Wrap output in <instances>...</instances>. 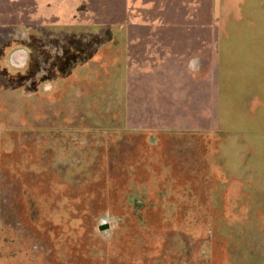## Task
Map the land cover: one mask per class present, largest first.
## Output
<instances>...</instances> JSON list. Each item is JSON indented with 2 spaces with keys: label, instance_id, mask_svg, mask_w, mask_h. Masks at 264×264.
I'll list each match as a JSON object with an SVG mask.
<instances>
[{
  "label": "rangeland",
  "instance_id": "1",
  "mask_svg": "<svg viewBox=\"0 0 264 264\" xmlns=\"http://www.w3.org/2000/svg\"><path fill=\"white\" fill-rule=\"evenodd\" d=\"M254 1L222 36H264ZM115 9L0 0V264H264V135L124 129L115 59L87 71Z\"/></svg>",
  "mask_w": 264,
  "mask_h": 264
},
{
  "label": "crops",
  "instance_id": "2",
  "mask_svg": "<svg viewBox=\"0 0 264 264\" xmlns=\"http://www.w3.org/2000/svg\"><path fill=\"white\" fill-rule=\"evenodd\" d=\"M221 4L115 0L116 26L107 29L117 36L103 44V57L90 53L98 65L87 71L102 78L97 71H111L104 58L115 59L117 74L107 77L116 78L124 129L195 135L208 125L213 135H264V36H222ZM253 9L245 15L264 13ZM249 24L264 29L263 21Z\"/></svg>",
  "mask_w": 264,
  "mask_h": 264
},
{
  "label": "water",
  "instance_id": "3",
  "mask_svg": "<svg viewBox=\"0 0 264 264\" xmlns=\"http://www.w3.org/2000/svg\"><path fill=\"white\" fill-rule=\"evenodd\" d=\"M16 55H17V56L21 55V57H20V58H21V62H24V60H25V56H24V54H23L22 51L16 53ZM106 228H107L106 226H103V227H101L100 230H104V229H106Z\"/></svg>",
  "mask_w": 264,
  "mask_h": 264
}]
</instances>
